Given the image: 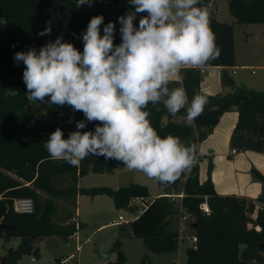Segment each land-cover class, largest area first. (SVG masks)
Wrapping results in <instances>:
<instances>
[{
    "label": "trees",
    "instance_id": "obj_1",
    "mask_svg": "<svg viewBox=\"0 0 264 264\" xmlns=\"http://www.w3.org/2000/svg\"><path fill=\"white\" fill-rule=\"evenodd\" d=\"M202 0H200V4ZM230 13L241 23L264 24V0H229ZM112 10V17L108 12ZM126 10L135 11L130 0H93L92 5L78 7L76 0H0V238L20 237L18 247L0 264H18L23 251L35 240L46 236H63L66 240L78 231L76 212L67 210L63 218H56L53 197L63 199L77 208L79 193L89 195L107 194L114 200L117 209L125 208L134 197H149V188L139 183L113 189L102 186L81 189L78 178L91 172L112 173L116 160L89 155L78 167L63 160H53L44 147L51 133L62 129L64 138L75 131L76 122L84 120V114L74 111L69 105L30 103L26 98L27 88L23 80L25 65L15 60L17 52L35 49L37 52L48 42L65 36L64 41L72 43L83 52V33L94 16L102 15L101 35L109 22L115 24L114 44L122 42L119 17ZM143 17L147 13H142ZM2 21H7L3 23ZM215 37L218 58L209 61L206 67H234L235 41L233 25L209 18ZM51 26L50 34L39 35ZM180 79L170 88L185 90L189 102L195 95H202V74L197 68L180 71ZM15 90L18 95L8 92ZM207 103L203 112L191 123L186 120V109L171 116L164 105L149 104V119L159 135L179 138L185 145H198L205 140L221 116L231 110L239 114L238 122L231 135L230 145L237 150H252L264 153V90L258 91L233 85L227 93L204 96ZM71 121V122H70ZM97 122H88L81 131H94ZM200 156L196 163L174 183L162 184L173 187L183 184L181 200L184 213L194 217L190 227L198 238L197 249L187 247L186 264H255L264 261V211L254 212L256 203L248 197L221 195L215 191L211 180L212 161L209 163L208 178L201 182ZM121 164V163H120ZM255 175L264 179L256 170ZM72 173L74 185L67 188L55 187V180ZM39 190L51 197L44 198ZM70 200L69 197H73ZM30 197L35 201V212L19 214L14 211V200ZM207 202L210 214L200 207ZM75 208V209H76ZM174 203L170 196L153 198L140 216L129 224L133 236L141 238L149 251L164 253L177 249L179 230L174 228ZM7 224L8 229L2 227ZM255 225L262 230L256 231ZM119 246V244L117 243ZM148 256L142 262L145 264ZM126 257L119 249L118 260L109 264H124Z\"/></svg>",
    "mask_w": 264,
    "mask_h": 264
},
{
    "label": "clouds",
    "instance_id": "obj_2",
    "mask_svg": "<svg viewBox=\"0 0 264 264\" xmlns=\"http://www.w3.org/2000/svg\"><path fill=\"white\" fill-rule=\"evenodd\" d=\"M93 0H76L91 6ZM135 13L120 16L122 42L114 44L115 24L101 35L102 15L94 16L83 33V52L58 37L39 52H17L23 62V80L30 103L69 105L85 119L64 138L57 128L44 147L53 160L78 167L89 155L116 160L162 184L174 183L196 163V145L162 137L149 119V104H163L171 116L186 109L191 123L207 100L184 89L170 88L182 69L202 68L218 58L206 7L200 0H130ZM147 13L134 25L137 13ZM7 23V21H2ZM51 26L39 33L50 34ZM8 95L16 96L11 90ZM71 122V121H70ZM97 122L94 131H81Z\"/></svg>",
    "mask_w": 264,
    "mask_h": 264
},
{
    "label": "rangeland",
    "instance_id": "obj_3",
    "mask_svg": "<svg viewBox=\"0 0 264 264\" xmlns=\"http://www.w3.org/2000/svg\"><path fill=\"white\" fill-rule=\"evenodd\" d=\"M228 1L216 0L215 17L220 21L233 25L235 55L241 61L237 62L235 60V65L237 66L233 68L207 67L205 73L202 75V81L204 82L210 76H216L222 82L223 72L227 70L238 86L263 91L264 24L241 23L237 21L229 11ZM134 25L138 28L139 22H134ZM234 68L236 69V73L233 72ZM230 90L228 89L224 93ZM138 179H146L150 183L151 196H157L159 193L165 191L162 189L164 187L157 180L149 179L141 172L129 170L120 163H118L117 169L112 173L91 172L83 177H79L78 185L81 189L102 186L117 189L137 182ZM60 180V184L58 180H55V187L67 188L74 185L72 173L63 175ZM259 180L264 185V179L259 178ZM181 184L178 185L179 189L182 188ZM43 196L44 198L51 197L47 193H43ZM78 196V216L75 217L80 224L78 236L69 237L68 240L63 236H46L43 239H37L30 246L33 250H30L29 247L22 252L20 258L17 260L18 264H55L56 261L60 263L61 260L67 258L69 259L64 264H109V262H102L98 254L100 252H112L113 258L110 262H116L118 260L119 249L126 257L124 264H142L146 256L148 258L145 264H186V249L190 246L189 237L179 239V245L175 250L164 253H153L148 250L141 238L133 236L129 224L116 226L108 224L114 219H118L119 215H123L126 218L130 216L125 208L117 209L115 207L111 196L107 194L93 196L86 193H79ZM170 197L174 203L175 210L178 211L180 200H174L172 196ZM52 199L56 206L54 216L56 217L58 214L56 218H63L67 210L72 213L76 212V207L70 205L67 201L55 197ZM69 199L71 201L74 200V196L69 197ZM262 200L264 201V195ZM181 217V214L174 217V228L179 230V235ZM194 220V217L191 216L189 217V221L184 223L183 235L191 236L195 233L190 227L191 222ZM20 242V237L0 238V262L2 258L9 256L11 250L16 249ZM79 246H81L80 250H78ZM35 250H38L39 255L34 254ZM262 254L264 257V251ZM32 256L36 257L35 261L31 260ZM255 264H264V261Z\"/></svg>",
    "mask_w": 264,
    "mask_h": 264
},
{
    "label": "crops",
    "instance_id": "obj_4",
    "mask_svg": "<svg viewBox=\"0 0 264 264\" xmlns=\"http://www.w3.org/2000/svg\"><path fill=\"white\" fill-rule=\"evenodd\" d=\"M129 13H135V11L126 10L123 16H127ZM142 17V13H137L135 15L134 22L138 23ZM235 60L237 62L241 61L240 59H237L236 55ZM234 70L236 69L234 68L233 71ZM180 77L181 76L179 73L176 79L179 80ZM202 78L201 92L204 96L213 95L216 93H224L228 89H231V87H228L223 80L220 82L216 76H210L204 82L202 81ZM235 84L237 85L236 81ZM238 116L239 114L236 110H231L224 113L210 135L197 145V154L200 156V180L203 182L208 178L209 163L212 161L213 167L211 171V180L213 182L215 191L218 194L248 197L264 206V201L262 200L264 195V185L263 182L259 180L258 176L255 175V172H253V170H256L264 176V153L252 150H237L236 153L232 152L233 148L230 145V140L233 130L238 122ZM117 167L118 164L115 169H117ZM133 183L146 185L150 192V183H148L146 179H138L137 182ZM181 185L182 188L180 189L178 186L168 187L161 185L164 187L162 189L165 191L159 193L157 196H151L150 193L149 198L181 194L183 193V184ZM39 192L42 196L43 193H46L42 190H39ZM178 209L179 210L169 218L174 219V217L177 215L181 214L182 216L184 214L181 201L180 208ZM76 215L78 216V207L76 208ZM108 224L110 225V223ZM180 226L182 228L181 223Z\"/></svg>",
    "mask_w": 264,
    "mask_h": 264
},
{
    "label": "built area",
    "instance_id": "obj_5",
    "mask_svg": "<svg viewBox=\"0 0 264 264\" xmlns=\"http://www.w3.org/2000/svg\"><path fill=\"white\" fill-rule=\"evenodd\" d=\"M105 3V0H102ZM202 7H206L208 14H209V18L215 16V6H216V0H202V4L200 5ZM206 66H203L202 68H197L200 70V73L203 75L205 73L206 70ZM236 70H234L233 72L235 73ZM75 130H77V128H75ZM233 153L237 152V149H233L232 150ZM184 194H176L173 195V199L176 200H182ZM152 199L149 197H134L132 198L129 203L127 204V208H125L128 212H129V217L126 218L123 215H119L118 219H114L112 222H110V225L116 226V225H121V224H130L132 221L136 220L140 214L143 213V211L148 207L150 201ZM35 201L34 199L30 198V197H18L14 200V204H13V208L14 211L19 213V214H31L35 212ZM201 209L206 213V214H210V208L207 202H204L200 205ZM259 211H264V206L262 204L256 203V208L254 212H259ZM189 217H191L189 214L185 213L182 215L181 217V224H182V228L180 230V235H179V239H183L184 237H189V241H190V247H192L193 249H197V245H198V238L195 235H191V236H185L182 234L183 229H184V223L189 221ZM255 229L256 231L260 232L262 230L260 225H255ZM78 236V231L75 232L73 235H71L70 237H77ZM81 246L78 247V250H80ZM73 256V255H72ZM64 259L61 260L60 263H57V261L55 262V264H64L66 263V261L68 260ZM32 261L36 260L35 256H32L31 258Z\"/></svg>",
    "mask_w": 264,
    "mask_h": 264
},
{
    "label": "water",
    "instance_id": "obj_6",
    "mask_svg": "<svg viewBox=\"0 0 264 264\" xmlns=\"http://www.w3.org/2000/svg\"><path fill=\"white\" fill-rule=\"evenodd\" d=\"M107 17L108 18L112 17V10H110L108 12ZM61 38H62V41H64L65 36H62ZM223 81L227 84L228 87H232L233 85H235V81L230 76V74L227 70H224V72H223ZM125 208H127V205L125 206ZM2 227H6L8 229H11V227L7 224H2ZM262 247L264 248V245H262ZM30 250H33V248L30 247ZM34 254L39 255L38 250H35ZM98 255H99L100 260L104 263L110 262L113 258L112 252H100Z\"/></svg>",
    "mask_w": 264,
    "mask_h": 264
}]
</instances>
